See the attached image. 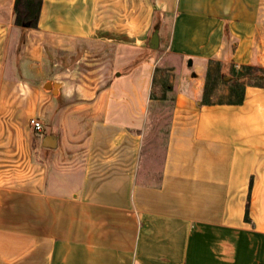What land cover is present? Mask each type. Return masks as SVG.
I'll use <instances>...</instances> for the list:
<instances>
[{
    "label": "crops",
    "instance_id": "obj_1",
    "mask_svg": "<svg viewBox=\"0 0 264 264\" xmlns=\"http://www.w3.org/2000/svg\"><path fill=\"white\" fill-rule=\"evenodd\" d=\"M13 4L0 0V85L20 32L151 43L153 27L182 67L156 181L137 179L160 58L144 57L80 120L84 137L44 148L40 186L0 196V264H264V87L202 102L212 66L264 68V0H42L37 28L14 25Z\"/></svg>",
    "mask_w": 264,
    "mask_h": 264
},
{
    "label": "rangeland",
    "instance_id": "obj_2",
    "mask_svg": "<svg viewBox=\"0 0 264 264\" xmlns=\"http://www.w3.org/2000/svg\"><path fill=\"white\" fill-rule=\"evenodd\" d=\"M155 29L151 27L149 33L155 36ZM11 37L0 85V196H9L12 190L14 194L19 190L20 194L28 176L35 179L36 188L40 186L38 179L45 148L42 140L52 136L55 146L64 147L74 145L71 137H84L87 124L86 120H80L87 118L86 115H96V102L110 87V82L144 57L148 61L160 58L155 64L158 71L153 72L145 108L137 179L155 182L164 159L174 93L182 67L176 55L169 51V44L162 47L158 43L151 46L150 40L124 42L126 37L121 34L113 36L115 41L28 37L21 32ZM131 39L134 41V37ZM231 78L220 76L209 83L210 101L238 100L242 85L228 82ZM46 82L50 86H45ZM205 82L206 77L203 89ZM54 84L62 87L60 93L52 92ZM77 106L82 107L75 109ZM32 118L40 122L39 130L31 123Z\"/></svg>",
    "mask_w": 264,
    "mask_h": 264
},
{
    "label": "trees",
    "instance_id": "obj_3",
    "mask_svg": "<svg viewBox=\"0 0 264 264\" xmlns=\"http://www.w3.org/2000/svg\"><path fill=\"white\" fill-rule=\"evenodd\" d=\"M42 5V0H14L13 13H14V25L24 26L28 28H37V21ZM155 74L157 68L154 69ZM214 70V71H213ZM213 70L207 71L206 84H204L202 102L212 103L208 96L209 83L220 77L218 67L216 66ZM155 74L153 81H155ZM222 76V75H221ZM230 83L241 86L239 97L242 96V90L245 84L264 87V68L254 65H243L231 76ZM241 84V85H240ZM167 89V88H166ZM248 214V202L246 203L245 219Z\"/></svg>",
    "mask_w": 264,
    "mask_h": 264
},
{
    "label": "water",
    "instance_id": "obj_4",
    "mask_svg": "<svg viewBox=\"0 0 264 264\" xmlns=\"http://www.w3.org/2000/svg\"><path fill=\"white\" fill-rule=\"evenodd\" d=\"M156 43L155 40V36L153 35L152 39H151V45H154ZM191 62L188 61V64H190ZM45 86H50V82H46ZM58 89V86L56 84L53 85V89L52 92L56 93ZM56 144V140L54 137L52 136H47L42 140V145L45 147H54Z\"/></svg>",
    "mask_w": 264,
    "mask_h": 264
},
{
    "label": "built area",
    "instance_id": "obj_5",
    "mask_svg": "<svg viewBox=\"0 0 264 264\" xmlns=\"http://www.w3.org/2000/svg\"><path fill=\"white\" fill-rule=\"evenodd\" d=\"M31 123H33L35 129H38L39 130L41 128V124H40V122L38 120L32 118L31 119Z\"/></svg>",
    "mask_w": 264,
    "mask_h": 264
}]
</instances>
